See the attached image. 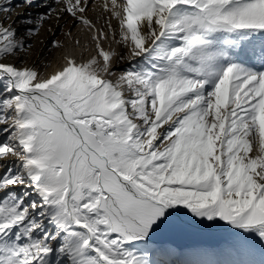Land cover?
<instances>
[{
  "label": "snow or ice",
  "instance_id": "obj_1",
  "mask_svg": "<svg viewBox=\"0 0 264 264\" xmlns=\"http://www.w3.org/2000/svg\"><path fill=\"white\" fill-rule=\"evenodd\" d=\"M0 264H264V0H0Z\"/></svg>",
  "mask_w": 264,
  "mask_h": 264
},
{
  "label": "bare ground",
  "instance_id": "obj_2",
  "mask_svg": "<svg viewBox=\"0 0 264 264\" xmlns=\"http://www.w3.org/2000/svg\"><path fill=\"white\" fill-rule=\"evenodd\" d=\"M55 66V65H54Z\"/></svg>",
  "mask_w": 264,
  "mask_h": 264
}]
</instances>
